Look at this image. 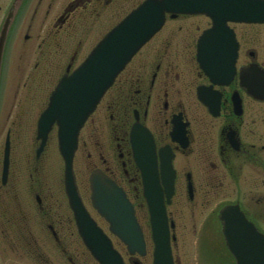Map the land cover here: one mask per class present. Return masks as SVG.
<instances>
[{
    "label": "flooded vegetation",
    "instance_id": "obj_1",
    "mask_svg": "<svg viewBox=\"0 0 264 264\" xmlns=\"http://www.w3.org/2000/svg\"><path fill=\"white\" fill-rule=\"evenodd\" d=\"M11 1L0 0V24ZM139 1L23 0L10 34L1 91H19L13 85L17 74L18 87L21 80L28 83L31 79L37 83L38 94L49 91L56 77L72 69L88 47ZM234 29L239 41L238 71L229 82L214 83L197 58V37L202 31L199 16H169L103 97L99 114L88 122L99 124L102 116L109 118L117 147L115 165L112 167L102 155L101 165L94 163L92 168L100 167L115 179L139 210L144 208L143 203L136 204L141 177L131 154L128 131L134 121L145 124L157 150L168 146L175 154L171 219L176 220L173 207L191 184L194 208L202 214L208 211L202 226L208 221L210 229L205 232L217 240L222 235L219 211L228 204L239 205L264 236V92L251 94L239 72L252 63L264 69V23H236ZM29 47L33 50L28 51ZM28 52L33 58L27 74ZM259 80L258 86L263 78ZM25 106L19 102L16 107ZM175 118L185 132V148L172 140ZM11 138L4 183L0 167V264H98L90 259L65 204L57 202L54 184L45 183L39 176V163L14 168L12 132ZM99 224L108 226L103 218ZM196 226L189 228L177 219L175 235L202 230ZM74 236L79 246H72ZM114 242L121 245L117 238ZM176 258L180 264L179 256Z\"/></svg>",
    "mask_w": 264,
    "mask_h": 264
},
{
    "label": "water",
    "instance_id": "obj_2",
    "mask_svg": "<svg viewBox=\"0 0 264 264\" xmlns=\"http://www.w3.org/2000/svg\"><path fill=\"white\" fill-rule=\"evenodd\" d=\"M248 2L252 5V10L248 13L254 15L256 4L260 3H257L256 0H248ZM219 4L221 5L217 6L218 2L214 3L211 0H157L156 3L148 1L140 6L109 32L75 73L60 83L54 92L49 108L40 119L39 133L43 137L41 148L53 123L57 121L59 124L60 149L66 159V182L71 202L75 206L78 217L82 220V225L86 228L89 244L103 264H124V262L121 255L112 249L110 242L106 240L101 231L95 228L93 223L90 224L88 215L76 192L72 175V159L77 145L79 128L93 111L101 95L113 82L117 73L130 60L136 50L161 26L164 12L169 10V6H173L174 10L178 5H186L195 11H207L202 7L209 5L210 7L217 6L219 12H236L235 9L228 6V0H220ZM7 25L0 37V75ZM140 135L139 150L137 148L138 162L142 164L145 181L149 186L156 182V178L159 180L157 165L150 141L143 134ZM170 167V161L165 162L166 173L169 172ZM93 180L96 182V201L99 205L103 204L100 206L102 212L114 223L113 228L128 243L130 249L140 248L139 250L143 252V237L134 218L133 210L128 206L123 192L116 189L111 195H104L103 187H107L105 183H102L104 180L98 176H95ZM158 185L159 183L152 189H147L146 193L153 207L152 222L155 230L157 264H172L168 227L165 225V209L163 204L159 203V199L163 197ZM170 186L173 187L171 180ZM228 239V246L234 253L237 264H264V247L252 248L250 243L246 242L247 238L244 239L239 235H230ZM166 258L168 263H166Z\"/></svg>",
    "mask_w": 264,
    "mask_h": 264
},
{
    "label": "rangeland",
    "instance_id": "obj_3",
    "mask_svg": "<svg viewBox=\"0 0 264 264\" xmlns=\"http://www.w3.org/2000/svg\"><path fill=\"white\" fill-rule=\"evenodd\" d=\"M200 20L204 23V20ZM101 29L102 25H100V30ZM95 32H97V30L92 31L91 35L95 34ZM32 50L33 48L29 47L28 51ZM28 54L29 56L27 57V74L32 70L33 58L31 57V52H28ZM15 71L18 72L19 70L17 69ZM17 75L15 77L16 80H14L13 85L14 87L17 86V88L15 89H19V91L15 92L14 88H12L10 91V89L7 88L8 90L6 89V92L3 94L2 105L0 108V153L3 150L7 132L9 129H12L15 138L14 148L12 152L14 168L23 165L24 169H26L28 166L34 165V153L36 146L38 145V141L36 140V119L40 112V108H37L36 105L37 109H29V106H27L28 104L32 106L31 103L35 101L32 98L37 94V83L34 84L31 79H29L27 83V79H23L20 82L21 87H18L19 82H17ZM25 83H27L29 87L23 86ZM12 101H14L13 106ZM19 102L26 103V106L17 108L16 106ZM99 112L95 113L99 114ZM29 115L33 117L32 120L27 118V116ZM91 124H95V127H89ZM112 136L113 132L110 129V122L106 118H104V116H102V120L99 124L91 122L90 124H87L82 130L81 147L79 148L76 155L75 170L77 173V181L81 189L85 190L87 193H89L88 176L90 170L92 169V164H100L103 155L104 159H107L112 167H114L115 165L114 158L116 151L111 149V143H113ZM89 153L92 154L91 157H89ZM63 172L64 162L59 153V150L57 149V139L55 137V133L53 132L51 134V138L49 139L47 148L42 156V159H40L39 161V176L43 178L45 183L54 184L57 190L56 200L58 203L60 202V195H62L59 193L58 187L60 185H63ZM185 205L186 204H183V207ZM176 210L177 214H179L178 218H181L184 221L187 216L186 214H184L185 212H187L186 208L184 209L183 214L182 206L180 209ZM140 215L142 220L145 222V216H143V213H141ZM192 225L193 222L191 221L190 226ZM70 240L72 246L78 245L75 237H72ZM179 244L180 250L178 251V253L183 264H197L196 261L198 260H200L198 264H225L223 258L225 254H223L221 258V254L219 255L218 253L215 254L211 252L209 253V255L205 254V256L200 259L199 256L202 254V252L198 253L199 247L201 245L198 235H191L186 233L184 239L179 236ZM151 249L152 248H150L148 255L143 258V261L146 264H152ZM201 250H203L202 247ZM90 264H92V262Z\"/></svg>",
    "mask_w": 264,
    "mask_h": 264
}]
</instances>
